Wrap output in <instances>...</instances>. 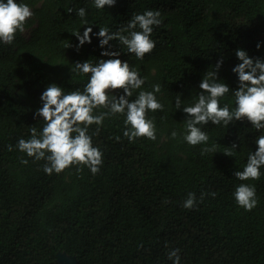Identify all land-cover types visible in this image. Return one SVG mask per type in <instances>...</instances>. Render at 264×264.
I'll list each match as a JSON object with an SVG mask.
<instances>
[{
  "label": "trees",
  "instance_id": "16d2710c",
  "mask_svg": "<svg viewBox=\"0 0 264 264\" xmlns=\"http://www.w3.org/2000/svg\"><path fill=\"white\" fill-rule=\"evenodd\" d=\"M25 2L35 13L26 24H35L29 38L23 32L13 44H0V264H60L59 254L77 264H172L167 253L173 248L180 249L182 264H264V176L243 181L257 189L252 210L232 195L242 182L234 172L243 169L261 132L247 120L210 122L204 126L207 143L217 150L202 153L203 145L184 141L187 114L174 107L177 95L193 102L203 75L221 57L220 82L238 87L231 71L239 63L235 49L264 57V47H256L264 41V0H117L104 10L92 0ZM79 7L88 9L94 31H116L134 12L161 10L156 47L142 60L125 53L121 58L146 77L148 90L160 84L157 97L165 108L150 113L157 140L130 142L123 136L124 117L117 114L105 118L98 133L95 124L89 128L104 154L98 173L71 165L48 174L44 160L15 147L9 151L8 145L30 138L31 127L42 128L44 121L34 113L48 84L82 90L89 74L71 75L70 68L77 60L100 59L96 37L76 48L72 31L86 27L76 16ZM221 103L235 106L231 90ZM233 143L238 148L229 156L225 151ZM212 191L217 195H205L197 207L182 206L188 192L199 201L201 192Z\"/></svg>",
  "mask_w": 264,
  "mask_h": 264
},
{
  "label": "clouds",
  "instance_id": "9594fccd",
  "mask_svg": "<svg viewBox=\"0 0 264 264\" xmlns=\"http://www.w3.org/2000/svg\"><path fill=\"white\" fill-rule=\"evenodd\" d=\"M117 0H92L96 9L104 10L114 6ZM73 12L72 8L67 10ZM76 16L86 25L74 29L76 48L91 44L93 37L98 38L101 49L97 62L77 60L70 68V73L89 74L87 82L81 88L66 91L58 83H50L40 93L41 106L34 113L44 121L38 131L31 127L30 138L20 137L13 147L32 157L34 160H44L43 171L52 174L60 173L71 165H77V170L86 166L93 174L100 171L103 165V151L93 141L89 128L93 124L96 133L103 125L105 118L124 117L123 136L130 142L139 137L157 140V125L150 113L163 110L165 104L158 99L160 84L151 85V90L145 87L146 77L142 76L135 65H130L128 59H122L121 53L134 54L142 60L157 44L153 38L155 30L163 24L162 12L159 9H145L134 12L128 21L112 31L109 27H99L94 31L92 23L87 19L88 9H75ZM35 15L32 7L25 0H0V44L11 45L17 35L23 33L26 24ZM112 41L126 49L123 52ZM257 49L264 47V41H258ZM239 61L232 66L236 74L238 87L232 88L228 83L220 82L219 69L223 57L215 63V70L203 75L196 98L192 103H184L182 95H177L174 107L187 114L183 139L191 145H203L202 153L216 152L217 144L209 145L210 137L204 129L205 125L229 126L237 121L247 120L251 126L261 132L255 139L257 147L247 154L243 169H236L234 176L242 181L235 186L232 195L236 204L245 210H252L259 202L256 186L243 181L259 180L264 176V57L250 56L247 49H235ZM107 57V58H105ZM138 90V91H137ZM232 92L235 106L221 103V98ZM135 93V97L133 98ZM99 109H104L99 111ZM178 135L176 130L171 137ZM119 139V137H117ZM238 148L233 143L225 153L234 156L232 149ZM23 163H28L24 160ZM205 195L215 197L217 193L201 192L199 201L195 192H188L183 201V207L192 209L198 206ZM172 264H182L179 248L170 249L167 253Z\"/></svg>",
  "mask_w": 264,
  "mask_h": 264
},
{
  "label": "rangeland",
  "instance_id": "374dc122",
  "mask_svg": "<svg viewBox=\"0 0 264 264\" xmlns=\"http://www.w3.org/2000/svg\"><path fill=\"white\" fill-rule=\"evenodd\" d=\"M35 20V18H34V16L28 21V22H31V21H34ZM35 27V24H32L31 26H26V29H25V31H24V35L27 37V38H29V36H30V34H31V31H32V29ZM67 260H71V262H74L75 261V259L74 258H72V257H70V256H68V255H66V254H61L60 256H59V263L60 264H67L68 263V261Z\"/></svg>",
  "mask_w": 264,
  "mask_h": 264
},
{
  "label": "water",
  "instance_id": "95a60500",
  "mask_svg": "<svg viewBox=\"0 0 264 264\" xmlns=\"http://www.w3.org/2000/svg\"><path fill=\"white\" fill-rule=\"evenodd\" d=\"M61 254H59V256H60ZM59 256H58V262H59ZM68 261V263L67 264H77V262H76V260L74 261V262H71V260H67Z\"/></svg>",
  "mask_w": 264,
  "mask_h": 264
}]
</instances>
